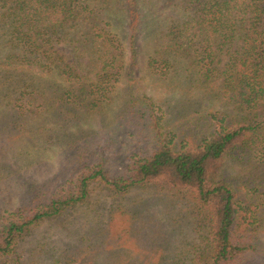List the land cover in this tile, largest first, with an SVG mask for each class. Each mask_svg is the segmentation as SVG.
Here are the masks:
<instances>
[{
  "label": "trees",
  "instance_id": "16d2710c",
  "mask_svg": "<svg viewBox=\"0 0 264 264\" xmlns=\"http://www.w3.org/2000/svg\"><path fill=\"white\" fill-rule=\"evenodd\" d=\"M111 27L128 36L133 60L140 48L137 37L144 32L152 42L147 60L152 72L162 76L177 68H192L195 78L189 84L215 90L212 95L225 106L235 105L238 115L223 118L218 131L212 132L207 124L203 133L197 131L199 139L187 127L165 132L148 116L149 100L128 99L125 119L138 126L145 120L144 127L151 132L154 145L148 154L119 176L101 163L90 167L82 160L80 174L67 194L36 204L31 215L3 225L0 257L13 254L18 241L41 221L86 203L90 185L97 183L120 197L141 189L166 202L169 195L186 200L188 211L175 210L174 222L169 223L174 233L179 225L189 223L195 239L186 246L187 242L179 244L167 237L160 220L145 216L141 203L136 209L126 208L128 220L137 227H144L147 219L146 225L154 221L149 241L154 235L163 237L157 254L151 248L147 264L257 260L264 264V248L253 227L254 211L244 206L246 199L235 196L232 181L217 172L226 157L245 164L257 148L264 149V120L253 121L264 116V0H0V102L7 110L0 133L26 127L27 107L38 97L47 99L48 110L51 107L64 117L75 114L77 108L88 112L97 105V97L108 99L110 86L121 77L125 51L120 35H113ZM63 46L72 51L69 61ZM94 94L97 97L90 99ZM182 140H187L186 146H179ZM115 209L125 210L119 205ZM116 212L106 220L111 221ZM123 237L122 232L115 235L106 256L105 247L95 246L88 234L89 247L99 258L84 263L78 258V264H139L125 249ZM190 252L196 258L188 262L184 257ZM3 264L23 262L13 257Z\"/></svg>",
  "mask_w": 264,
  "mask_h": 264
},
{
  "label": "rangeland",
  "instance_id": "374dc122",
  "mask_svg": "<svg viewBox=\"0 0 264 264\" xmlns=\"http://www.w3.org/2000/svg\"><path fill=\"white\" fill-rule=\"evenodd\" d=\"M172 16L176 17V12H172ZM110 31L120 35L125 51L121 77L110 86L108 99L98 100L96 94L91 95L90 99L97 97L96 106L90 107L88 112L77 108L75 114L64 117L52 112L51 107L48 110L47 99L38 97L33 100L32 107H27L26 127L10 134L0 133V229L9 221L19 219L20 215H31L36 204H46L52 197L67 194L80 174L82 160L90 167L101 163L110 174L119 176L144 158L154 143L150 130L144 127L145 120L138 126L124 117L123 108H127V100L132 97L149 100L148 116L152 115L165 132L187 127L199 139L198 132L203 133L207 124L211 125L212 132L218 131L224 124L223 118L237 117L235 105H223L221 99L212 95L215 90L189 84L190 78H195L192 68L188 71L177 68L162 76L152 72L147 67L152 42L144 32H139L137 37L140 48L133 60L128 36H122L114 27ZM61 50L66 60L72 59L68 46ZM177 111L181 114L177 115ZM6 116L5 104L0 102V121ZM257 119L264 120V116L254 117L253 121ZM175 141L179 140L175 138ZM182 141L179 146H186L187 140ZM217 172L232 181L235 196L246 199L248 205L244 206L254 211L257 221L253 222V227H256L258 242L264 248V149L257 148L245 164L226 157ZM89 189L90 197L86 203L41 221L18 241L13 254L0 257V264L13 257L20 258L23 264H78L79 259L82 263L89 262L88 259L99 258V255L90 249L88 234L95 246L105 247L108 256L113 239L120 232L124 233L122 240L127 241L125 249L135 255L139 264H147L151 248L157 254L163 237L154 235L149 241L148 233L156 228L152 220L148 226L147 219L144 227H137L128 220L126 208L136 209L140 203L145 208V216L153 215L160 220V228L175 243L187 242L186 246L195 237L191 235L187 221L179 225L175 233L169 226L170 220L175 219V210L181 209L185 213L189 209L186 200L178 196L169 195L166 202L157 199L150 190L133 189L120 197L97 183H92ZM118 205L125 210L115 209ZM115 210L112 220L107 221ZM130 221L134 227L129 225ZM195 258L194 252L184 257L188 262ZM249 264H260V260Z\"/></svg>",
  "mask_w": 264,
  "mask_h": 264
}]
</instances>
